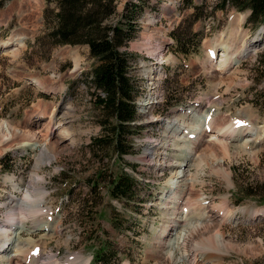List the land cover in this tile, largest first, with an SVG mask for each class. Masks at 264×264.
Returning <instances> with one entry per match:
<instances>
[{
    "label": "rangeland",
    "instance_id": "374dc122",
    "mask_svg": "<svg viewBox=\"0 0 264 264\" xmlns=\"http://www.w3.org/2000/svg\"><path fill=\"white\" fill-rule=\"evenodd\" d=\"M56 1L0 0V41L25 37L23 47L0 55V119L21 128L43 111L65 121L69 136L50 158L39 148L16 147L20 139L10 142L0 132V223L10 217L11 195L28 200L34 210L21 221L30 226L53 221L55 229L24 230L23 236L39 256L58 253L61 264L86 259L91 264H264V28L259 27L264 23L257 29L255 19L246 21L244 9L219 8L222 0H145L136 35L124 49L134 55V83L141 88L161 77L166 101L139 114L135 150L114 167L136 181L135 199L123 202L107 193L114 178L111 162L92 145L102 130L88 87L94 60L86 44H56L50 37ZM125 2L120 0L115 20ZM220 42L239 59L229 71L208 56ZM156 65L160 75L152 72ZM150 97L149 106L161 98ZM187 108L195 110L186 114ZM210 111L213 126L238 121L258 133L224 144L212 131L192 137ZM178 117L188 130L176 135L169 120ZM32 125L45 130L38 120ZM59 138L56 131L47 143ZM157 141L167 145L150 149ZM164 154L171 163L161 170L156 160ZM182 162L185 174L174 184L176 164ZM98 172L102 178L93 189ZM179 217H186L187 225L164 233ZM184 228L190 234L183 240ZM101 245L110 251L103 257ZM31 247L22 251L21 262ZM66 255L73 258L67 262Z\"/></svg>",
    "mask_w": 264,
    "mask_h": 264
},
{
    "label": "trees",
    "instance_id": "16d2710c",
    "mask_svg": "<svg viewBox=\"0 0 264 264\" xmlns=\"http://www.w3.org/2000/svg\"><path fill=\"white\" fill-rule=\"evenodd\" d=\"M120 0H57L55 18L50 37L56 44H86L94 60L88 87L92 94L93 107L98 111L101 133L92 145L103 159L121 158L132 150L131 135L139 125L133 124L137 117V86L130 74L134 55L124 49L135 37L138 29V14L145 0H126L119 18ZM220 8L231 6L237 10H251L249 17L255 19V27L264 23V0H222ZM217 5V6H218ZM102 178V172L97 173ZM114 182V181H111ZM135 180L122 174L113 183L112 194L130 200L135 194Z\"/></svg>",
    "mask_w": 264,
    "mask_h": 264
},
{
    "label": "bare ground",
    "instance_id": "6f19581e",
    "mask_svg": "<svg viewBox=\"0 0 264 264\" xmlns=\"http://www.w3.org/2000/svg\"><path fill=\"white\" fill-rule=\"evenodd\" d=\"M3 45H13L12 43H5ZM24 45V44H23ZM250 48V46H247L246 47V50H248ZM16 49V48H14ZM12 49V50H14ZM209 50L213 51L214 52V55L215 57H211V59L213 61H216L215 64L219 65L218 69H221L222 71H229L232 69V67L234 66V64L239 61L238 58L232 56V53L230 52V47L226 44H224L223 42H220L218 43L216 46L214 47H210ZM15 51V50H14ZM244 51V50H243ZM210 55V54H209ZM208 55V56H209ZM234 55V54H233ZM210 57V56H209ZM209 64V63H208ZM212 64V63H211ZM210 64V65H211ZM214 64V65H215ZM213 65V66H214ZM221 67V68H220ZM228 73V72H227ZM40 86L44 87L43 90L45 91H49V87L47 88L46 86H43L41 84V82L39 80H35ZM46 87V88H45ZM54 92V91H53ZM151 103V98L150 100L147 101V106H149V104ZM145 105V102L143 103ZM38 108V107H37ZM39 109V108H38ZM37 109V110H38ZM56 109V108H55ZM142 111H147L146 108H142ZM65 116V115H64ZM59 117V116H58ZM186 119V118H185ZM36 120L39 121V123H42V126L45 128V130H41L40 128H37L35 127L34 125H32V123H34ZM43 120V121H41ZM213 121V118H211V116H209L206 120H204V123L199 126V128L197 129V131H194L195 134H196V137L197 138H203L201 137L202 136V133L205 129V127L203 125H205L206 123H208L207 127H211V129H207L208 131H212V135L217 139V141H219L220 143L222 142L223 144L226 142V143H230L231 140H237V139H242V138H250V137H254V135H256L258 132L252 128V127H237L233 124H229L225 127H221L218 125V126H215L217 124H215L214 126L212 125V122ZM56 122V125H57V128L53 129L54 127V123ZM28 123H31L30 124H27L25 125L24 127H21V128H15L14 126H10L6 121L0 119V132L3 134V137L4 139L8 140L11 142L12 139H20L21 143L19 145H29V146H32L33 148H39V150H41V154L40 155H43L45 153H48V155L51 157H54L55 156V152H57L59 146H60V143L59 141L61 142V140L65 137L64 136V132H67L68 131V127L65 125V121H58L57 118L53 119V116L47 112H43V111H40L37 113V117L35 119L33 118H29L28 119ZM225 123V122H224ZM227 123V122H226ZM169 124L172 125V131L176 134L177 132H179L181 129H186V121L180 117L178 118H175L173 120H169ZM68 125V124H67ZM188 126V125H187ZM251 126V125H250ZM215 127V128H214ZM242 127V128H241ZM70 128V127H69ZM188 128V127H187ZM194 128V127H193ZM7 131V132H6ZM56 131L57 133L59 134L60 138L58 140H54V141H51L49 143H47V140L48 137L53 134L55 132L56 134ZM207 131V133H208ZM206 133V132H205ZM68 134V133H67ZM70 134V132H69ZM68 134V135H69ZM71 135V134H70ZM178 135V134H176ZM206 135H210L211 136V133H208ZM170 136V135H169ZM168 136V137H169ZM67 138L69 136H66ZM65 137V138H66ZM71 137V136H70ZM180 137V135H179ZM196 138V139H197ZM195 140V139H194ZM19 141V142H20ZM196 141V140H195ZM210 141V140H209ZM17 142V143H19ZM198 142V141H197ZM215 142V141H214ZM247 142V141H245ZM17 145V144H16ZM167 145V144H166ZM165 145V146H166ZM197 146V145H196ZM210 146V145H209ZM227 146V145H226ZM224 146V147H226ZM194 148V147H193ZM192 148V149H193ZM196 148V147H195ZM207 151V150H206ZM193 151L191 150L190 153H192ZM57 154V153H56ZM159 155V154H157ZM43 157V156H42ZM171 158V156H170ZM223 158V157H222ZM221 160V159H220ZM156 161H159V164H160V169H164L165 166H169L168 164L171 163L169 162V156L168 154H164L163 156H160L157 158ZM188 164V163H187ZM173 165V164H171ZM178 165V168H176L177 170L175 171L174 173V179H172V183H177L178 181H180L181 177L184 176L185 174V163L182 162V163H179V164H176ZM42 179V178H41ZM35 181V180H34ZM173 184V185H174ZM179 184V183H178ZM177 185V184H176ZM173 187V186H172ZM177 189V188H176ZM176 189H172V191H176ZM171 191V192H172ZM174 191V192H175ZM190 192V191H189ZM192 192H193V189H192ZM176 193V192H175ZM182 193V192H181ZM198 194V193H197ZM185 196V195H184ZM181 199L182 197L179 196ZM16 201H19L21 204H22V208L20 211H12L11 214H10V217L9 219H12L13 223H14V227L15 229L13 230H9V229H4L3 227H0V231L3 232V236L2 238L4 239V241H2L0 243V264H23L21 261H20V258L18 257L19 255H21V251H24L23 249L25 248V246L27 245V242L22 240L21 237H20V233L21 231H24V230H28V231H36V230H39V229H52L53 230V224L52 223H49V222H46V223H43L41 222L42 224H38V223H33L32 226L30 225H27L24 223V220L21 221V222H18L17 221V214H22L21 216L22 217H25L27 218L28 215H30L31 211L34 210V208L32 206H30L28 203V200L26 199H19L18 197H15L14 198ZM180 200H176L177 202L178 201H181ZM183 201V200H182ZM185 201V200H184ZM28 202V203H27ZM175 202V201H174ZM186 202V201H185ZM181 203V202H180ZM183 203V202H182ZM181 203V204H182ZM188 203V202H187ZM167 204V203H166ZM185 204V203H184ZM183 204V205H184ZM206 204V203H205ZM204 204V205H205ZM27 205V206H26ZM34 205V204H33ZM179 204H177L178 206ZM182 205V206H183ZM198 206L200 204H197ZM181 206V205H180ZM40 207V206H39ZM178 208V207H177ZM181 209V207H179ZM39 209V208H38ZM179 209V210H180ZM206 209V208H205ZM231 208H229L230 210ZM197 211V210H196ZM199 211V210H198ZM34 212V211H33ZM182 213V212H181ZM191 216V215H190ZM220 216V215H219ZM229 216V215H228ZM41 217V216H40ZM198 217V216H197ZM209 217V216H208ZM186 217H179V218H175L174 221H173V224H169L166 226V229L164 230V233L168 232L170 229V227L174 226V228L177 227V225H187L186 223ZM199 219V218H198ZM224 219V218H223ZM184 221V222H183ZM198 221V220H197ZM35 222V221H34ZM183 223V224H182ZM194 223H192L193 225ZM192 225H191V228H192ZM198 225V224H196ZM190 227V226H188ZM197 228V227H196ZM199 228V227H198ZM55 229V228H54ZM185 231H181V234L179 237H182L183 240L185 239V237H187L190 233L188 230H186L187 228H184ZM183 229V230H184ZM192 231V230H191ZM193 232V231H192ZM167 234V233H166ZM218 239H222L224 238V234L222 232H217V236H216ZM216 238V239H217ZM164 239V238H163ZM211 239V238H209ZM7 240V242L5 241ZM179 240V239H178ZM197 241V240H196ZM180 242V241H179ZM230 242V241H229ZM168 243V242H167ZM179 247V246H178ZM177 249V248H176ZM52 253V252H51ZM24 254V253H23ZM44 255V254H43ZM16 258H18V260H16ZM200 258V257H199ZM22 259V258H21ZM46 259V260H44ZM43 260H38V261H30L29 260V264H32V263H37V264H48L49 263V257H45ZM197 259V258H196ZM203 259V258H202ZM185 261V260H184ZM80 264H90V259H86L84 260L83 262H81Z\"/></svg>",
    "mask_w": 264,
    "mask_h": 264
}]
</instances>
